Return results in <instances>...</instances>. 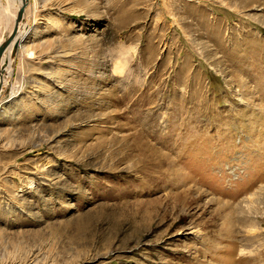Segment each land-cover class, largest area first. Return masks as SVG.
Masks as SVG:
<instances>
[{"label": "rangeland", "instance_id": "obj_1", "mask_svg": "<svg viewBox=\"0 0 264 264\" xmlns=\"http://www.w3.org/2000/svg\"><path fill=\"white\" fill-rule=\"evenodd\" d=\"M24 26L0 264H264V0H28Z\"/></svg>", "mask_w": 264, "mask_h": 264}, {"label": "bare ground", "instance_id": "obj_2", "mask_svg": "<svg viewBox=\"0 0 264 264\" xmlns=\"http://www.w3.org/2000/svg\"><path fill=\"white\" fill-rule=\"evenodd\" d=\"M6 1H10V0H6ZM21 2H22V0H18V2L15 3L14 7H15L16 11H17V8L19 7V5L21 4ZM13 3L11 5H13ZM4 9H5V7H4ZM10 15L12 16V19L14 20L15 15L13 13L10 14ZM24 18H25V13H24V16H23V20L19 24L18 32H17V35H16V39L19 42L22 40L23 32H24V28H25V26H24ZM12 45L13 44H10V46H8V48L5 50V52H4V54H3L2 58H1V62H0V66H1V69H2V72L0 73L1 85L4 84L3 82L6 80V78L11 75L13 57L15 55V52H17L16 50L18 48V46H17L16 50H13V46ZM2 80H4V81H2Z\"/></svg>", "mask_w": 264, "mask_h": 264}, {"label": "water", "instance_id": "obj_3", "mask_svg": "<svg viewBox=\"0 0 264 264\" xmlns=\"http://www.w3.org/2000/svg\"><path fill=\"white\" fill-rule=\"evenodd\" d=\"M27 2L28 0H22L21 4L19 5V7L17 8V11L15 13V17H14V21H13V27L9 33V35L7 36V38H5L4 40H2L0 42V62H1V58L5 52V50L8 48V46H10V44H13V50H16L17 46H18V40L16 39V35L18 32V27L20 22L23 20V16L25 13V8L27 6ZM2 72L1 66H0V73ZM1 82H0V91H1Z\"/></svg>", "mask_w": 264, "mask_h": 264}]
</instances>
